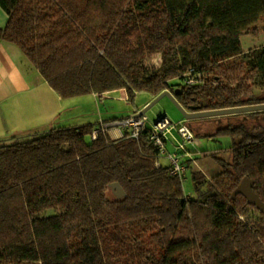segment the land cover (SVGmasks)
Instances as JSON below:
<instances>
[{
  "label": "trees",
  "instance_id": "1",
  "mask_svg": "<svg viewBox=\"0 0 264 264\" xmlns=\"http://www.w3.org/2000/svg\"><path fill=\"white\" fill-rule=\"evenodd\" d=\"M0 5L1 38L64 98L126 88L130 99L170 90L189 110L264 103V45L242 47L264 32V0ZM154 54L162 64L146 68ZM230 115L244 117L218 130L232 136V158H218L208 182L194 172L198 197L179 194L150 126L139 137L94 138V121L0 139V264H253L264 211L233 193L248 176L264 201V110ZM188 121L195 135L207 128ZM251 208L260 219L243 217Z\"/></svg>",
  "mask_w": 264,
  "mask_h": 264
},
{
  "label": "rangeland",
  "instance_id": "2",
  "mask_svg": "<svg viewBox=\"0 0 264 264\" xmlns=\"http://www.w3.org/2000/svg\"><path fill=\"white\" fill-rule=\"evenodd\" d=\"M262 45H264V32L260 35L245 34L242 36V47L245 50ZM162 60V54H154L147 57L145 60V66L149 69L159 67L162 64ZM94 94H84L78 98L70 97L66 106H69L67 111L71 112L73 119L87 120V122H90L98 118L99 114H103L104 117L112 119H115L113 117H128L132 112L144 109L157 97L149 91H138L135 97L128 99V101H125L124 99L121 100L119 97L123 98L124 95L119 92L105 94L103 96H100L98 93ZM160 102H162L166 107H170L174 104L169 97H166ZM155 106L156 109L157 104ZM151 109L149 110V114L153 120L150 118L148 120L149 124L156 122L158 118V116L154 114ZM161 114L165 115L163 112H161ZM182 115L183 113L178 108L168 117L169 121L167 123L169 124L170 130H168L167 127L165 128L168 131L167 134L169 137L167 149L168 153H179L181 155L182 162L186 166L190 165V169L188 168L186 177L181 179L179 194L184 197H198L199 193L194 182V172H198L200 175L205 177L208 182L214 174H217L222 169L218 158L227 160L232 158L233 138L229 134H224L222 132L218 133V130L223 125L239 122L244 117L237 115H225L226 117H224V121L222 122L224 124L217 122L215 117L192 120L191 122L195 126L207 128H201L200 130L202 131L198 135H195L194 144L186 143L185 146L189 151L185 152V150L179 147V143L183 142V138L179 131L180 126L177 124L180 122L179 119ZM185 120V123H190V121L186 118ZM220 121H222V118H220ZM260 122L264 123V118H262ZM113 133L118 135L119 132L115 131ZM114 134L110 133L112 138H116V135ZM162 160L167 165L171 164L168 156H163ZM115 194L121 196L120 193L116 192V190ZM56 212L57 211L55 209H49L46 213L53 214ZM247 213L248 215H243L245 219L250 217V219L252 218L257 220L262 216L261 212L252 208L249 209ZM256 255L258 256L254 258L253 264H264V252L256 253Z\"/></svg>",
  "mask_w": 264,
  "mask_h": 264
},
{
  "label": "crops",
  "instance_id": "3",
  "mask_svg": "<svg viewBox=\"0 0 264 264\" xmlns=\"http://www.w3.org/2000/svg\"><path fill=\"white\" fill-rule=\"evenodd\" d=\"M8 19L0 5V28L7 25ZM68 100L50 86L18 44L0 36V139L87 123L73 119L67 111ZM155 107L156 112L160 111ZM101 119L112 118L99 114L90 122Z\"/></svg>",
  "mask_w": 264,
  "mask_h": 264
},
{
  "label": "built area",
  "instance_id": "4",
  "mask_svg": "<svg viewBox=\"0 0 264 264\" xmlns=\"http://www.w3.org/2000/svg\"><path fill=\"white\" fill-rule=\"evenodd\" d=\"M194 81L193 79H190L189 82ZM115 92H119L120 94L124 95L123 98L119 97L121 100L124 99L125 101H128L130 99L129 92L126 88H122L119 90H113V91H107L103 93H98L99 95H105V94H112ZM141 112V110H138L134 113H132L128 117L123 118H115V119H101V126L97 129H95L93 133L94 138L99 137V133L101 130L108 132L109 134H114L113 132H119L118 135H116V138H120L125 136L127 133V129H130L131 133L135 137H139L142 130L145 129L147 126L151 127V138L154 140L156 145L160 147L161 155L168 156L170 159V166H171V174L178 176L180 179H183L186 177L187 173V166L182 162L181 155L179 153H168L167 149V142H168V130L169 124L167 123L169 121V115H163V118L158 120L156 122H153L151 124L148 123V120L151 117V115H140L137 116V113ZM153 120V118H152ZM185 117L182 115L179 119V123H177L180 126V133L182 134L183 142L179 143V147L185 150V152H188V148L185 146L186 143H193L195 140V133L192 130L191 126L188 123L184 122ZM186 121V120H185ZM167 127V129H165ZM161 162H158V165H160ZM114 190L116 192L120 193V195L124 194V190L122 187L114 183L113 185Z\"/></svg>",
  "mask_w": 264,
  "mask_h": 264
},
{
  "label": "water",
  "instance_id": "5",
  "mask_svg": "<svg viewBox=\"0 0 264 264\" xmlns=\"http://www.w3.org/2000/svg\"><path fill=\"white\" fill-rule=\"evenodd\" d=\"M166 97H169L171 101L178 106V108L180 109V111L183 113V115L187 120H193V119L205 118V117H215V116L221 117L230 114L264 110V103L247 105V106L219 108V109L199 110L197 108H194V110H189L179 102V100L170 90H165L162 93H160L154 99V101H152L149 105H147L144 109H142L141 112L137 113V116H140L141 114L147 115L152 107H154L158 102L164 100ZM240 193L245 195L250 203L256 204L260 209L264 211V201L260 196V194L255 191L253 179L249 178L248 176L243 178L241 183L235 189L233 196L236 197Z\"/></svg>",
  "mask_w": 264,
  "mask_h": 264
},
{
  "label": "bare ground",
  "instance_id": "6",
  "mask_svg": "<svg viewBox=\"0 0 264 264\" xmlns=\"http://www.w3.org/2000/svg\"><path fill=\"white\" fill-rule=\"evenodd\" d=\"M157 107H160V111H162L165 115H172L174 113V111H176L178 108V106L176 104L171 105L170 107H166L164 106V104L162 102H158L157 103ZM151 111L153 113H155L158 116V120L163 118V115L161 114V112H156L157 110H154V108L151 109Z\"/></svg>",
  "mask_w": 264,
  "mask_h": 264
}]
</instances>
